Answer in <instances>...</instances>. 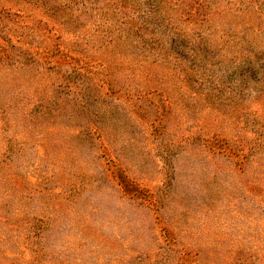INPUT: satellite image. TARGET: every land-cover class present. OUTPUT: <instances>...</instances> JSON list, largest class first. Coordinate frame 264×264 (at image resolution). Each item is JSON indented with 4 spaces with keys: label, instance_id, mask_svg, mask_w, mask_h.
Listing matches in <instances>:
<instances>
[{
    "label": "rangeland",
    "instance_id": "obj_1",
    "mask_svg": "<svg viewBox=\"0 0 264 264\" xmlns=\"http://www.w3.org/2000/svg\"><path fill=\"white\" fill-rule=\"evenodd\" d=\"M0 264H264V0H0Z\"/></svg>",
    "mask_w": 264,
    "mask_h": 264
}]
</instances>
